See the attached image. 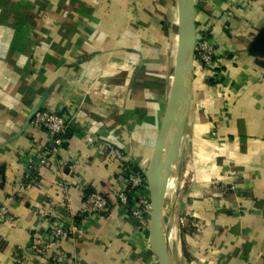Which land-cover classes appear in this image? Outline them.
Wrapping results in <instances>:
<instances>
[{"label": "crops", "instance_id": "0c3cea01", "mask_svg": "<svg viewBox=\"0 0 264 264\" xmlns=\"http://www.w3.org/2000/svg\"><path fill=\"white\" fill-rule=\"evenodd\" d=\"M195 3L220 80L194 65L166 195L170 246L175 264L180 253L183 264H264V0ZM176 15V0H0V264H158L117 204L112 149L147 168L171 89ZM46 97L44 109L79 110L57 152L42 128L13 138ZM87 192L111 212L35 255L33 237L77 217Z\"/></svg>", "mask_w": 264, "mask_h": 264}, {"label": "water", "instance_id": "95a60500", "mask_svg": "<svg viewBox=\"0 0 264 264\" xmlns=\"http://www.w3.org/2000/svg\"><path fill=\"white\" fill-rule=\"evenodd\" d=\"M177 47L170 93L156 143L147 166L146 181L151 201L149 245L158 264H175L169 242V231L165 225V205L169 180L175 170L182 135L192 108V85L197 40L195 0H176ZM264 36V32L260 37ZM46 98H42L31 109L21 130L13 138L21 137L30 127L34 116L44 109ZM174 135L169 146L167 140Z\"/></svg>", "mask_w": 264, "mask_h": 264}, {"label": "built area", "instance_id": "2783aa9c", "mask_svg": "<svg viewBox=\"0 0 264 264\" xmlns=\"http://www.w3.org/2000/svg\"><path fill=\"white\" fill-rule=\"evenodd\" d=\"M210 32V29L205 28L197 31L194 65L206 69L209 78L218 82L220 76L217 73V51L210 40ZM78 112L79 110L74 106H66L60 110L43 109L34 116L31 126L44 129L54 144V151L57 152L65 143L64 137ZM112 154L120 166V188L116 194L117 204L136 221L137 232L146 236L149 233L151 215V201L146 181L147 168L130 161L125 153L118 148H113ZM44 164L45 159L39 160L29 166V171H35ZM23 185L21 184L22 188ZM62 202L66 204L65 200ZM111 209L108 199L103 195L85 194L78 216L74 217L67 212L66 219L52 222L45 235L33 237L31 249L35 255L45 259L69 235H84V227L76 224V218L86 219L92 216L106 215L111 212ZM7 214L6 208L0 210V224L6 220ZM181 224L183 225L182 220Z\"/></svg>", "mask_w": 264, "mask_h": 264}, {"label": "trees", "instance_id": "16d2710c", "mask_svg": "<svg viewBox=\"0 0 264 264\" xmlns=\"http://www.w3.org/2000/svg\"><path fill=\"white\" fill-rule=\"evenodd\" d=\"M211 81H212V80H211ZM212 82H214V81H212ZM212 82H211V83H212ZM212 84H213V83H212ZM64 138H65V140L68 138V132H67V134L65 135ZM63 146H64V144H63ZM36 174H37V173H36L35 171L31 172V177H34ZM87 194H91V193L87 192ZM81 222H82L81 218H76V224H77V225H80Z\"/></svg>", "mask_w": 264, "mask_h": 264}, {"label": "rangeland", "instance_id": "374dc122", "mask_svg": "<svg viewBox=\"0 0 264 264\" xmlns=\"http://www.w3.org/2000/svg\"><path fill=\"white\" fill-rule=\"evenodd\" d=\"M175 8H176V7H175ZM176 18H177V15H176ZM175 35L177 36V30H176ZM148 164H149V163H148ZM147 166H148V165H147ZM184 224H185V223H183V225H184ZM181 225H182V224H181ZM183 225H182V226H183ZM172 235H173V233H172ZM178 237H179V236H177V234H176V236H175V235L172 236V238H173L174 240H175V238L178 239ZM177 243H178V242H177ZM174 244H175V241H174ZM181 255H182L181 253H180V255H179V254L177 255L179 264H183V261H181V260H183L182 257H181Z\"/></svg>", "mask_w": 264, "mask_h": 264}, {"label": "bare ground", "instance_id": "6f19581e", "mask_svg": "<svg viewBox=\"0 0 264 264\" xmlns=\"http://www.w3.org/2000/svg\"><path fill=\"white\" fill-rule=\"evenodd\" d=\"M167 142H168L169 146H171L173 144V142H174V135L170 136L168 138Z\"/></svg>", "mask_w": 264, "mask_h": 264}]
</instances>
